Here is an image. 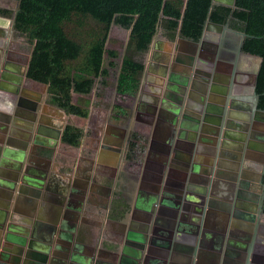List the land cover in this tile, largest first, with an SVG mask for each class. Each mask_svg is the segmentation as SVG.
I'll return each mask as SVG.
<instances>
[{
    "label": "crops",
    "instance_id": "1",
    "mask_svg": "<svg viewBox=\"0 0 264 264\" xmlns=\"http://www.w3.org/2000/svg\"><path fill=\"white\" fill-rule=\"evenodd\" d=\"M9 1L15 3V0H6ZM18 7L15 3V7L0 6V9L16 13ZM14 20L15 15L0 13V264H63L62 248L69 249L74 256L66 264H122L129 256L126 246L120 251L111 246L108 226L115 221L105 214L114 204L112 193L116 185L108 183L114 178L113 171L116 177L123 171L128 174L125 190L130 192L129 186L135 188L138 206L135 211L151 206L157 195L161 200L165 192L173 193L178 188L176 183L182 182L184 176H187L184 181L187 188L188 178L193 175L205 178L210 174V185L195 183L200 187L199 193L196 192L199 202H191L194 208L203 209L201 215L190 213L201 217L199 230L189 235L195 238L189 237L178 245L174 241L173 248H166L168 264H264V223L259 214L254 215L255 211L252 215L256 219L252 220V215H247L250 212L243 208L253 206L252 209L257 210L255 207L261 200L264 121L259 120L260 130L252 125L243 141L235 137L242 136L238 128L225 127L215 145L210 143L212 138L198 145L203 123L196 135L197 149L192 155L196 166L202 168L198 172L187 171L179 163L189 152L180 149L172 137L166 135L167 127L174 122L175 107L171 104L181 109V115L185 114L192 100L190 93L197 91L192 88L193 81L205 84L202 89L205 99L220 104L223 90H212L215 86L223 87L222 80L227 81L228 77L227 112L232 111V98L249 100L236 92L239 60L233 62L231 70H226L220 57H201V50L193 51L187 42L178 39L176 43L165 42L156 37L151 44L149 62L145 63L148 73L143 75L138 95H126L125 105V100L120 101L132 113L128 118H116L113 111L112 117L106 114L105 119L98 122L99 128L88 138V148L94 151L91 155L80 150L81 146L77 150L64 142L68 126L80 127L85 132L80 124L88 118L69 114L53 101L50 86L29 77L35 46L17 31ZM215 34H211L212 41L216 40ZM166 43L170 44L169 48ZM205 46L211 51V44ZM233 48L232 45L224 47L231 51ZM185 57L195 58L194 67L188 68L177 61ZM166 64L168 71L164 69ZM203 66L211 68V77L196 76L197 67L203 70ZM184 78L190 80L185 91L182 90ZM143 98L150 102H147L149 106L142 103ZM153 98H158L159 102L151 106ZM93 108L99 107L93 105ZM107 108L109 106L101 109ZM181 121L178 116V122ZM134 123L153 127H149V155H144L140 163L134 161L130 152ZM226 131L231 137L224 136ZM241 143L244 148L238 159ZM250 144L254 147L250 148ZM225 151L229 154L225 155ZM62 155L69 161L68 165L60 161ZM133 169L137 173L130 176L129 171ZM240 180L247 186L241 187ZM108 192L112 194L110 197ZM154 206L157 214L152 234L157 241H163L166 239L156 232V223L159 218L162 223L170 219L167 210L162 212V208L168 209V206L160 203ZM134 216L135 213L131 214L130 220ZM122 226L124 231L130 229L128 222ZM101 227L108 229L104 236H100L99 231L97 234ZM175 234L178 237L180 233Z\"/></svg>",
    "mask_w": 264,
    "mask_h": 264
},
{
    "label": "trees",
    "instance_id": "2",
    "mask_svg": "<svg viewBox=\"0 0 264 264\" xmlns=\"http://www.w3.org/2000/svg\"><path fill=\"white\" fill-rule=\"evenodd\" d=\"M18 1L16 13L7 9L0 13L15 15L17 31L35 46L29 77L49 84L53 101L69 114L89 118L93 105L109 106L106 91L113 85L119 101L125 95L137 96L146 70L144 57L160 30L172 40L199 41L208 19L245 32L242 50L263 58L256 91L258 107L264 110V0H236L234 8L213 9L212 0ZM123 32H129L128 40L119 36ZM131 113L123 105L114 106L116 118ZM84 136L82 128L70 125L64 142L78 150ZM147 142L134 133L131 151H145Z\"/></svg>",
    "mask_w": 264,
    "mask_h": 264
},
{
    "label": "flooded vegetation",
    "instance_id": "3",
    "mask_svg": "<svg viewBox=\"0 0 264 264\" xmlns=\"http://www.w3.org/2000/svg\"><path fill=\"white\" fill-rule=\"evenodd\" d=\"M218 40L221 41L222 39H218ZM219 41L214 42L212 44L213 47L211 45V52H214L213 55H216V56L219 55L224 65L227 67L226 70H231V68L234 67L233 62L239 60V65H237L236 67L240 69L241 71L239 72L240 74L238 75V78L236 80L237 83L239 84L238 88H236V92L241 93L246 88H251L253 84L254 71L257 67L258 62L255 60H251V59L248 60V58H245V57L239 58V56L236 53L235 43L234 42L231 43L232 41L230 40L228 41L229 43L226 45L227 46L232 45L234 47L233 51L230 52L229 50H226V49H223L221 51V49L219 48V45L221 44V42ZM204 85L205 84L203 85L201 84L199 86L204 87ZM157 87H158V84H157ZM197 91L196 93H194L195 95L194 99H198V98L200 99V97L201 99H203L202 98L203 95L200 94L202 92V89L198 88ZM197 96L199 97L196 98ZM144 101L145 102H142L143 104H146L148 106L150 105L147 103L149 101L147 100H144ZM151 101L153 103V104L151 103V106H153L159 102V99L153 98V100ZM235 105H237V103ZM238 105L239 106H235V108L231 111V115H232L231 120L233 124H237L238 122L245 121L246 118H249L251 116L250 105L248 103L239 104L238 102ZM196 106L198 107L197 104ZM187 122L190 123V121H187ZM169 130L170 132H168L167 135L172 137V140H173L178 134L176 133V131L172 132L171 129ZM210 131L212 132L213 129ZM239 131L241 130L239 129ZM183 135H186V137L179 138L181 139V142H179L177 146H179L180 149H185L187 152H189V154L185 155L184 159L183 160L181 159V161L183 162H179V163L183 164L184 167H186L187 171L194 170L198 172L202 168H199L198 166H196L197 161L193 160V156H192L197 149L196 147L197 143H196V146L195 144L192 143L193 139L189 138V133H185V134L183 133ZM210 136L216 138V136H213V135H210ZM249 147L252 148L254 146L250 144ZM168 150L169 148L167 149V151ZM242 151L243 150L241 149V146H240V149H238L237 151L238 155L236 156V158L240 159L241 157L240 153ZM132 153H133V158L135 162L140 163V159L142 155L140 156L139 155L140 153L139 154H135L134 152ZM228 154H229V151H225V155H228ZM176 159H179V158H176ZM113 175L115 177L114 171L112 173V177ZM208 176L203 178L202 176L193 175L191 179L188 178L187 188L184 185V181L185 182L187 181V176H184L182 182L176 183L175 186L178 188H176L173 193H169V191L165 192L164 197L161 200H159V196L157 195L154 199L155 202H152L151 203L152 205L148 206V208L146 207L144 211H140V210L135 211V207L138 208V206L136 205L134 187L133 188L131 186L127 187V188H130V192L128 189L127 194L125 195L124 194H122L121 196L119 194L116 195V197L114 198L116 200L113 199L114 204L110 207V209L112 208V212H111L112 218H109V219L111 221H115L114 224L111 223V226L113 229H111L110 231H111V234H114V236L110 238V241L112 240L111 246L113 245V249L116 251H120V248L123 245L126 246V253L129 256L125 257V259L122 261V264H168L167 262L168 254H167L166 248H169V247L173 248L172 243L174 241L178 245L180 241L182 242L184 240H187L189 237L195 238L194 236H189V235L191 233L195 234V232L199 230V225L201 223V220H200L201 217L192 216L190 215V213L191 212L199 213L201 215L203 213V209H199L197 206L194 208L191 202H199V199L196 198L198 197L196 192L199 193L200 187L199 185L195 183H198V182L205 183ZM112 179H110V181L108 182L110 186L113 185ZM158 180L159 182H161L162 175H160ZM109 192L107 194L108 197H110L111 195L109 194ZM158 203L163 204L164 206L165 205L168 206V209L162 208L163 209L162 212L167 210V213L170 218L169 220L163 223H162V218L161 219L159 218L157 220L158 223H156L158 224L157 227H159V225L161 224L159 228L156 227V232H158L160 236L166 239L163 241H157L156 236L152 234L153 233L152 223H154L153 221H155L154 215L156 213L154 205L155 204L157 205ZM252 207L246 208L248 212H250L249 214H247L249 216L253 214L252 211H255L254 209H252ZM255 208L257 209L258 207L256 206ZM133 213H135L134 219L130 220V216ZM251 217H252V220L256 219V217H254L253 215ZM127 222L130 224V229L128 231L127 229L124 231L122 229L123 228L122 224L125 226ZM177 232L180 233L178 234L179 235L178 237L175 234ZM156 245H159L158 247L160 249H158ZM178 259L179 257L177 258V261ZM99 263H101V261Z\"/></svg>",
    "mask_w": 264,
    "mask_h": 264
},
{
    "label": "water",
    "instance_id": "4",
    "mask_svg": "<svg viewBox=\"0 0 264 264\" xmlns=\"http://www.w3.org/2000/svg\"><path fill=\"white\" fill-rule=\"evenodd\" d=\"M15 2L17 4H20V1H18V0H15ZM216 5H225V6H229V7L234 8L236 6V0H212V9ZM16 23L17 22H16V18H15L14 24L16 25ZM226 32H230V33L233 32V33L239 34L241 36V40L239 41V43L236 47V51H237V54L239 55V58L245 57V58H248V60L251 59V60H255L258 62L257 67L254 71L253 84H252L251 88H246L243 92L240 93V94H244L249 100H247V99H239L238 100L237 98H235V99L232 98L230 100L231 110H233L235 108V106H239L238 102H239V104L240 103H244V104L248 103L250 105L251 116L249 118H246L245 121L238 122L235 125H233V123L231 122V117H232L231 111L227 112V104L229 103V101L227 102L226 96L228 95V91H229V87L227 85L228 84L227 81L229 80V78L226 77L227 81L222 80L225 82L223 87L215 86V88L212 90L214 92H218V91L222 92V90H223L224 97L222 98L223 100H221L220 104H215V103L213 104L212 103L213 101H211V100L208 101L204 97H202L203 99H201V97L199 99L198 98L199 96L196 97L198 99H194V96H195L194 93L193 94L190 93L192 100H190V102L188 103L187 110L186 111L184 110L185 111L184 115H181V112H180L181 109H178L176 104H171L175 107V110H173L174 122H173V125L171 127H167L166 135L168 134V132H170L169 129H171L172 132L176 131V133L178 134L177 135L178 138H185L186 135H183V133L184 134L189 133V138L193 139L192 143L195 144V146H196L197 132L199 130V127L204 123V125H202L203 129L201 131L202 137H201V140H199L198 145L203 144L206 140H209L211 138L212 139L210 140V143L212 145H215L219 139L218 137L221 136L222 130L225 127H236V129L237 128L240 129L242 132V136H241V134H238V136H235V137H236V139L239 138L241 141L244 140L245 135H247V136L249 135L248 133L251 131L250 128L252 127V125L253 126L255 125V128L258 127V130H260L259 129L260 128V124H259L260 121H258L257 119L258 118H264V110L259 109V107H258L260 96H259V94H257L256 87H257V80H258L259 72H260V69H261V66L263 63V58L247 54L242 50L243 43H244L245 38L247 37V34L245 32H241V31L232 29L229 26V24H224V25L223 24H217V23L212 22L210 19H208L206 21V24H205V27L203 30V34H202L199 41H194L192 39H186V38H182V37H179L178 40L189 43V45L193 48V51H195L197 49L201 50V52H202L200 54L201 57L202 56H206V58L208 56L209 57H215L216 55H213L214 52H211L210 50L206 49L205 45H208V44L212 45L214 42L219 41L218 39H221V35L226 33ZM214 33H216L215 34L216 40L212 41L211 34H214ZM154 40H156V38H154ZM221 41H223V39ZM221 41H219V42H221ZM212 47H213V45H212ZM177 61L185 63L188 66V68H190L191 66L194 67V65H195V58H193V57H185L182 59L179 58ZM198 68H200V67H197V70H196L197 75L196 76H198L199 78H203V77H200L198 74H201L204 76H210L211 75V73H210L211 68L207 69V68H205V66H203V68H205L203 70L201 68L200 69H198ZM164 69H165V71H168L169 65L166 64L164 66ZM240 71H241L240 69H238V68L236 69V75H237L236 80L238 78V75L240 74L239 73ZM145 72H146V74L148 73L147 69ZM188 81H190L188 78H184V80L182 81L183 82V88H182L183 91H185V89L189 87V84L187 83ZM236 83H237V81H236ZM42 84L49 87V84H45V83H42ZM192 88L204 89V87H200L198 82H195V81H193V83H192ZM182 90H181V92H183ZM200 94H202V92ZM176 96L178 97V95H176ZM177 102H180V100L177 99ZM236 103H237V105H235ZM196 104L198 105V107L196 106ZM253 113L255 114V116ZM178 116H180V118H182L181 123L178 122ZM252 117H255L257 121L252 122L251 121ZM187 121H190V123H188ZM192 122H194V123H192ZM207 125H210V126H207ZM211 126H215V127H211ZM212 129H213V131L211 132L210 130H212ZM214 130H216V131H214ZM256 133H255V135H256ZM206 134L209 135V137ZM210 135L216 136L217 138L211 137ZM224 136L226 138L231 137L230 133L227 131L225 132ZM262 139L264 140V138H262ZM180 142H181V140H180ZM240 145H241V149L243 150V148H244L242 146L243 143ZM213 150H214V148H213ZM261 171H263V170H261ZM208 175L210 176V174H208ZM261 178H262V176H261ZM261 178L259 179V182L261 181ZM209 183H210L209 178H207V180L205 181V184H209ZM239 185L241 187H243V186H247V183H244L240 180ZM231 193H233V192H231ZM240 193H242V192H240ZM263 204H264V184H262L260 204H259L257 210L254 209L256 211L255 214L253 213L254 215L262 214ZM243 208L246 209L247 207H243ZM143 241H145V240H143ZM59 247H61L60 244H59ZM69 251L70 250L67 248H62L61 253H62L63 258H64L63 262H65L63 264H66V263H68L67 261H71L72 259H74V256H71L72 254L69 253Z\"/></svg>",
    "mask_w": 264,
    "mask_h": 264
},
{
    "label": "rangeland",
    "instance_id": "5",
    "mask_svg": "<svg viewBox=\"0 0 264 264\" xmlns=\"http://www.w3.org/2000/svg\"><path fill=\"white\" fill-rule=\"evenodd\" d=\"M16 3V2H15ZM15 3L13 2V1H9V3H7L6 2V0H0V6H7V7H15ZM228 35V36H227ZM122 39H125V40H128V37H129V32H123V33H121L120 35H119ZM26 37V36H25ZM157 38L158 39H161V40H163V41H165V42H167V40H170L171 42H175L176 43V41H177V39H178V37L176 38V39H174V40H172V39H169L165 34H163V31L162 30H160V33L158 34V36H157ZM229 38H231L230 40L232 41L231 43H235V47H237V45H238V43H239V41L241 40V36L239 35V34H235V33H230V32H226V33H224L223 35H222V39H223V41H221V44L219 45V48L221 49V51L224 49V47L225 46H227L226 44H228L229 42ZM223 45V46H222ZM170 47V44L169 43H166V48H169ZM150 51L151 50H149V52L145 55V57H144V61H145V63H147V62H149V57H150ZM230 52H231V50H229ZM123 52H124V49H123ZM216 54V53H215ZM217 57H219V55H217ZM214 68V67H213ZM117 78H118V73H117V70L116 71H114L113 72V77H112V80H113V82H117ZM96 95V94H95ZM119 96H121V95H119L118 94V92H117V87H116V85H113V86H111V87H109L108 89H107V91H106V100H107V102L109 103V108H107V109H101V108H103V107H99V108H97V109H95V108H93V110H91V114H90V116H89V118H88V120L86 119H84V120H81V126L82 127H84V129H85V136H84V138H83V142H82V145H81V149L80 150H82L83 152H85V153H90L91 155L93 154V149H91V148H88V138L89 137H92L93 136V132L96 130V129H98L99 127H97L98 125V122L101 120H104L105 118L104 117H106V114L108 115V117H112V114H113V111H114V106H117V104H120V101L118 100V97ZM122 100H125L123 103H124V105H125V102H128V99H127V96L125 95V96H123L122 97V99H121V101ZM121 105V104H120ZM254 114V113H253ZM254 116H255V114H254ZM258 121L260 120V121H264V118H258L257 119ZM256 120V118L255 117H252V122L253 121H257ZM130 121H132V120H130ZM130 121H129V123L128 124H130ZM133 124V123H132ZM134 126H136V128H134L133 129V131L131 132V137H130V139L132 140V135L134 134V133H139L142 137H145L147 140H148V142H147V148H146V150L145 151H141V152H139V150H138V152L136 151V152H134L135 154H139L140 156L142 155L143 157H144V155L145 156H147V155H149V152H150V143H151V132H150V128L152 127V125H144V126H142V125H138V124H135L134 123ZM151 126V127H150ZM150 127V128H149ZM151 129H153V127L151 128ZM178 136L176 135V137L172 140V141H174L173 143L175 144H178L179 142H180V140L181 139H178L177 138ZM131 152V151H130ZM59 154H61V153H59ZM63 154H65V153H63ZM61 162H64L66 165H68L69 164V161L66 159V157H63V155H62V157H61V160H60ZM133 161V160H132ZM135 161V160H134ZM125 169L126 170H129V169H127L126 167H125ZM120 170V169H119ZM121 170H122V168H121ZM136 171V169H133V171H129L130 172V176H133V175H135V173H137V172H135ZM133 174V175H132ZM198 176H200V175H198ZM131 178H133V177H131ZM113 183L116 185L115 186V188L113 189V199L116 197V195L117 194H119L120 196L122 195V194H127V191L125 190V184L128 182V174L126 173V171H123V174L119 177H114L113 179ZM113 184V185H114ZM120 184H121V187H118V186H120ZM112 199V200H113ZM114 200H116V199H114ZM93 209V208H92ZM94 210V209H93ZM111 212H112V208L110 209V210H108V211H106V215L109 217V218H112L111 217ZM104 215V214H103ZM262 214H260V216H261ZM114 219V218H113ZM117 220V219H116ZM108 228H109V230H111V229H113L112 228V226H111V224H109V226H108ZM107 228H104V227H101V228H98V230H97V234H98V231L99 232H101L100 233V236L101 235H105L106 233H107ZM111 233V232H110ZM108 236V235H107ZM112 236H114V234H110V238L112 237ZM109 237V236H108ZM112 241V240H111ZM221 244H224V243H221Z\"/></svg>",
    "mask_w": 264,
    "mask_h": 264
}]
</instances>
